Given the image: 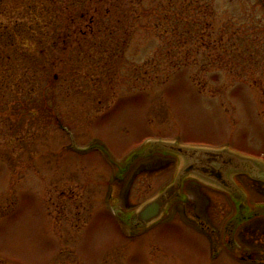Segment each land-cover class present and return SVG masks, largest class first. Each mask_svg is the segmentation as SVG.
<instances>
[{
  "label": "rangeland",
  "instance_id": "374dc122",
  "mask_svg": "<svg viewBox=\"0 0 264 264\" xmlns=\"http://www.w3.org/2000/svg\"><path fill=\"white\" fill-rule=\"evenodd\" d=\"M89 6L49 69L0 83V264H264V182L245 174L244 202L187 179L158 219L132 223L180 163L144 152L154 140L264 168V0Z\"/></svg>",
  "mask_w": 264,
  "mask_h": 264
},
{
  "label": "trees",
  "instance_id": "16d2710c",
  "mask_svg": "<svg viewBox=\"0 0 264 264\" xmlns=\"http://www.w3.org/2000/svg\"><path fill=\"white\" fill-rule=\"evenodd\" d=\"M91 1L0 0V15H10L9 23L0 21V72L6 73L4 78H0L1 86L11 82L8 77H11L10 73L15 71V67L28 71L33 68L34 72L49 69L55 43L59 37L72 35L70 31L73 29L71 25L68 27L69 22L84 18ZM77 8L82 10V15L77 16ZM18 9H21V15L13 16L12 11ZM33 21V26H29L28 22ZM28 41L35 45L33 50L29 48ZM36 47L39 48L37 51ZM32 77L34 74L23 78L22 82L30 81ZM15 86L18 87V84L15 83Z\"/></svg>",
  "mask_w": 264,
  "mask_h": 264
},
{
  "label": "water",
  "instance_id": "95a60500",
  "mask_svg": "<svg viewBox=\"0 0 264 264\" xmlns=\"http://www.w3.org/2000/svg\"><path fill=\"white\" fill-rule=\"evenodd\" d=\"M155 147L179 155L183 163L173 182L157 196L145 202L133 215L132 223L137 228L151 224L163 214L170 200L178 196L181 183L187 176H196L233 194L240 192L232 178L234 174L248 173L255 180H264V168L258 160L225 148H195L175 142L155 141L145 152Z\"/></svg>",
  "mask_w": 264,
  "mask_h": 264
},
{
  "label": "flooded vegetation",
  "instance_id": "af4514ba",
  "mask_svg": "<svg viewBox=\"0 0 264 264\" xmlns=\"http://www.w3.org/2000/svg\"><path fill=\"white\" fill-rule=\"evenodd\" d=\"M249 217H250V216H249ZM249 217H248V218H249ZM248 218H247V219H248ZM247 229H249V228H246V230H247ZM249 230H250L252 233H254V232L256 231L255 229H252V228L249 229ZM263 232H264V229L262 230V233H263ZM242 235H243V236H242V239L240 238V240L247 242V239L245 238V233H244V232H243ZM245 258H246V257H243L242 259H245ZM255 264H257V261L255 262Z\"/></svg>",
  "mask_w": 264,
  "mask_h": 264
}]
</instances>
